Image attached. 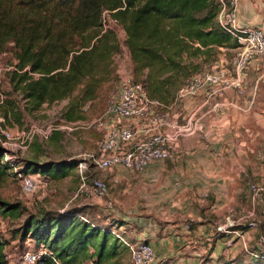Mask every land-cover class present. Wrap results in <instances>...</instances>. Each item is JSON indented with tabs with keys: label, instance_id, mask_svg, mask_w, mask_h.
<instances>
[{
	"label": "trees",
	"instance_id": "1",
	"mask_svg": "<svg viewBox=\"0 0 264 264\" xmlns=\"http://www.w3.org/2000/svg\"><path fill=\"white\" fill-rule=\"evenodd\" d=\"M217 11L214 0H0V55H11L7 82L22 102H1L0 113L19 124L18 110L31 113L68 99L62 118L81 120L77 107L97 97L121 48L146 96L171 104L187 79L215 62L216 49L235 47L218 28ZM110 25L122 31L121 42ZM6 156L11 154L0 147V178L20 167V175L57 180L77 165L74 160L13 163ZM21 211L20 205L0 199L1 216L16 219ZM83 214L73 208L28 215L13 238L24 251H46L60 264H105L117 253L120 242L112 229L120 224L98 226L82 221ZM5 245L0 238V264H8Z\"/></svg>",
	"mask_w": 264,
	"mask_h": 264
},
{
	"label": "rangeland",
	"instance_id": "2",
	"mask_svg": "<svg viewBox=\"0 0 264 264\" xmlns=\"http://www.w3.org/2000/svg\"><path fill=\"white\" fill-rule=\"evenodd\" d=\"M110 26L114 28L117 38L121 42L123 40L122 31L118 27ZM219 49H216L213 56L215 62L204 64L198 73L210 69L220 59L224 61L231 59L233 51ZM10 60V54L0 55V104L7 101L20 106L22 102L19 96L17 93H10L11 89L7 82V75L12 70L9 65ZM112 65L113 73L109 80L102 84L97 97L93 101L77 107L76 114L78 113L81 117L79 121L68 123L62 118L61 114L66 109L68 99L43 104L37 111L31 113L19 111L17 108L16 110L20 114L19 124L14 121L11 114H8L5 119L0 113V142L4 143L0 147L4 148L7 154H11L10 157H4V160L8 159L13 163L33 161L37 164L74 160L76 164L81 162L85 167L83 187L76 167L57 180L40 176L39 180L42 184L31 196L21 194L19 180L13 175V170H7L6 175L0 178V199L20 205L22 210L21 215L16 219L0 215V238L6 243L4 252L7 255L8 264H20L19 257L25 246L22 249L19 247L17 239L13 238V231L28 215H39L47 211L63 212L79 208L84 213V218L90 223L102 227L109 224L110 226L113 224L123 225L122 228H113L112 233L131 243L134 242V239L131 234L128 235V232L132 230L139 232L145 229L148 234L151 232L150 230L153 231L173 222L174 218L192 224L196 217L200 221H204V218L207 219V216L210 215L213 199L210 203V200L202 195L206 194L205 187H208L205 186L206 182L190 180V177L186 175L188 169H180L176 158L166 162L150 163L140 173H126L121 168L99 171L90 166L88 156L96 153L97 142L102 136L97 128V123L103 116L107 102L117 94L119 75L130 74L133 78L128 55L124 48H121L119 54L113 56ZM4 92H8L9 95L4 96L2 94ZM71 100L76 103L77 99L73 95ZM189 102V100H183L181 103L173 105L170 113L179 116V119L185 118L188 115ZM230 151L227 154L225 150L222 154L219 151L217 154L215 151L211 155L208 152V157L220 162V158L228 156L230 165L243 164V168L248 166L246 164L255 163L258 168L256 171L246 170L247 177L233 183V188L238 191V195L240 192L245 193L246 191L248 194L251 171L257 174L255 178L259 179L264 176V163L263 157H261L264 154L254 157L247 150H244L242 154L235 149ZM245 152L247 153L245 154ZM93 179L100 180L105 184L107 188L105 196L97 198L89 193ZM261 200L264 205V196ZM199 208L202 209L200 215L202 217L197 214ZM260 220L262 222L263 219ZM259 231L264 234V226L260 225L256 234L254 231H250L252 238L254 235L256 238ZM247 237L248 235H245L247 250L252 251L254 243L249 245ZM219 242V245L214 244L210 249L211 251L215 248L212 260L216 264L227 261H232L233 264L249 262L264 264L261 260L250 258L242 250L240 242L236 240ZM118 245L116 255L105 264H130L126 249L120 243ZM28 248L31 249V247Z\"/></svg>",
	"mask_w": 264,
	"mask_h": 264
},
{
	"label": "built area",
	"instance_id": "3",
	"mask_svg": "<svg viewBox=\"0 0 264 264\" xmlns=\"http://www.w3.org/2000/svg\"><path fill=\"white\" fill-rule=\"evenodd\" d=\"M218 11L215 22L218 28L234 42L233 55L229 61L218 60L210 69L195 74L177 90L171 104L146 96L141 83L135 82L130 74L119 75L117 94L111 98L104 109L102 118L97 123L101 139L97 142L96 153L89 155L90 166L106 171L121 168L126 173H140L148 164L166 162L176 158L179 142L200 134L201 124L193 114L179 119L170 113L171 107L183 100H192L199 94L208 102L228 89L237 91L241 88V79L250 62L264 63V32L259 29L239 28L236 25L237 0H214ZM4 143L0 142V145ZM264 163V157L262 158ZM78 168L81 186H84L82 163ZM20 167L13 171L19 180L23 196H31L42 184L38 174L20 175ZM249 178L248 204L239 214L226 215L214 224L216 235H229L239 239L242 250L250 258L264 262V234L260 231L252 239L254 248L247 250L245 234L262 225L264 205V176ZM106 186L100 180L93 179L89 193L101 198L106 194ZM260 203H262L260 205ZM86 221L85 218H81ZM243 228L245 231L238 230ZM261 228V227H260ZM126 248L130 264H160L155 258L153 248L144 241L128 242L115 235ZM255 240V241H254ZM248 242V241H247ZM249 248V247H248ZM60 264L46 251H24L19 257L20 264ZM88 264H93L89 262Z\"/></svg>",
	"mask_w": 264,
	"mask_h": 264
},
{
	"label": "crops",
	"instance_id": "4",
	"mask_svg": "<svg viewBox=\"0 0 264 264\" xmlns=\"http://www.w3.org/2000/svg\"><path fill=\"white\" fill-rule=\"evenodd\" d=\"M236 25L264 32V0H237ZM219 50L233 51V48ZM189 101L188 115L193 114L199 120L202 132L179 142L175 160L180 169H188L186 175L190 180L206 182V194L202 195L210 203L213 199V205L210 207V215L204 221L196 217L190 224L174 218L173 222L150 230L148 234L145 229L128 232L134 241H144L156 247L153 252L160 264H216L212 260L215 248L210 251L214 244L219 245V241L240 242L229 235H216L214 224L228 213L232 216L239 214L247 206V191L238 195L233 183L247 177L246 170L256 171L257 165L246 164L248 166L243 168V164L230 165L228 156L216 162L208 155L215 151L222 154L223 150L227 154L233 149L240 154L247 150L254 157L264 154V63L250 62L241 79L239 91L228 89L208 102L203 94H199ZM252 171L249 177L257 175ZM201 210L199 208L197 211L199 216ZM118 226L123 227L121 224ZM249 233L245 235H248L250 245L253 238L252 232Z\"/></svg>",
	"mask_w": 264,
	"mask_h": 264
},
{
	"label": "water",
	"instance_id": "5",
	"mask_svg": "<svg viewBox=\"0 0 264 264\" xmlns=\"http://www.w3.org/2000/svg\"><path fill=\"white\" fill-rule=\"evenodd\" d=\"M263 225H264V218H263Z\"/></svg>",
	"mask_w": 264,
	"mask_h": 264
}]
</instances>
